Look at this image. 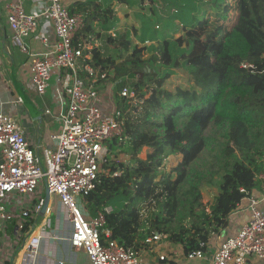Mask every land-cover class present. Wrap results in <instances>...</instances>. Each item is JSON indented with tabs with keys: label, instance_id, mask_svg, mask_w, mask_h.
<instances>
[{
	"label": "trees",
	"instance_id": "16d2710c",
	"mask_svg": "<svg viewBox=\"0 0 264 264\" xmlns=\"http://www.w3.org/2000/svg\"><path fill=\"white\" fill-rule=\"evenodd\" d=\"M146 1L162 22L160 30L150 17L138 15L140 27L133 24L120 32L115 11L97 0L69 6L71 13L85 16L73 41L76 47H83L86 38L100 36L96 32L100 28L111 45L128 53L118 59L102 47L84 50L85 55L91 53L87 63L117 81V105L126 111L124 132L107 143L109 154L86 198L87 207L93 216L104 206L113 207L106 214V228L122 245L139 249L141 241L156 231L181 244L185 253L200 249L201 243L205 251L212 235L227 229L232 211L247 196L241 188L250 193L260 185L257 175L264 171V0L142 3ZM164 4L166 18L159 12ZM233 11L234 22L226 26ZM113 29L115 35L109 33ZM178 31L183 34L176 39ZM146 42L153 47L148 57L146 45H141ZM243 61L255 68H243ZM177 68L188 71L191 85L167 89L165 83ZM79 74L86 78L84 70ZM104 82L99 79L98 85ZM126 84L136 91L135 104L119 95ZM208 128L221 135L214 138L217 152L210 156L214 163L209 173L204 168L192 179L190 173L211 145ZM118 152L129 154L130 161L113 158ZM171 155L181 156L175 177L160 172ZM215 174L218 191L212 201H204L203 180L212 184ZM143 203L152 205L150 220L141 215Z\"/></svg>",
	"mask_w": 264,
	"mask_h": 264
},
{
	"label": "built area",
	"instance_id": "2783aa9c",
	"mask_svg": "<svg viewBox=\"0 0 264 264\" xmlns=\"http://www.w3.org/2000/svg\"><path fill=\"white\" fill-rule=\"evenodd\" d=\"M69 6L66 0H46L41 9L29 12L22 0H14L6 5L13 39L29 57L31 80L36 91L45 94L54 71L59 70L65 76L67 85L65 92L56 87V93L60 103L63 102L62 94L67 97V105L59 115L60 129L49 136L51 145L41 148V151L33 144L27 127L19 118L0 111V237L3 223L18 217L16 233L20 238L26 226L32 225L42 215L39 225L35 227L33 224L36 229L39 227V232L33 235L34 230L30 234L24 252L23 261L29 262L38 254L42 239L48 233L51 217L46 213L56 197L64 207V217L70 225L68 239L75 250L86 253L85 264H146L142 251L156 253L160 260H166L169 252L167 246L175 243L170 242L168 235L152 231L137 249L134 245L118 243L106 228V214L113 210L111 205L97 210L95 216L86 214V198L96 187L109 154L107 143L122 136L126 111L117 105L112 92L117 81L109 78L107 72L100 74L95 70L87 63L91 54L85 55L84 46L76 47L73 44L76 34L84 26L85 16L79 12L71 13ZM45 19L53 24L55 42L44 52H32L25 39L35 34ZM42 39L48 43L47 37ZM241 66L255 68L248 61H243ZM81 69L86 73V78L80 76ZM99 79L104 80V85L110 88L108 93L100 92ZM119 95L129 104L137 102L136 91L128 84L121 87ZM257 179L260 182V196H253L252 191L249 193L241 188L247 193L243 199L249 200L248 220L237 233L222 240L215 248L212 264H249L252 258L264 261V171L257 175ZM43 185L50 193L44 213L42 209L46 198L37 194ZM8 194L22 196L25 200L31 199L29 196H37L24 203L18 209L19 213H15L6 205ZM80 196L81 205L78 202ZM147 204L140 206L144 220ZM166 240L168 242L164 243ZM204 246L201 243L200 249L182 254L187 260L202 259L205 256Z\"/></svg>",
	"mask_w": 264,
	"mask_h": 264
},
{
	"label": "crops",
	"instance_id": "0c3cea01",
	"mask_svg": "<svg viewBox=\"0 0 264 264\" xmlns=\"http://www.w3.org/2000/svg\"><path fill=\"white\" fill-rule=\"evenodd\" d=\"M12 1L14 0H0V111L12 113L19 118L27 127L31 141L41 151V148L51 145L49 140L50 134L58 131L61 127L59 115L66 109L67 97L62 94L61 100L63 102L60 103L56 87L65 92L67 80L61 71L55 70L50 86L47 88L46 93L41 96L42 99L35 100L31 96L32 93L36 94L37 92L31 80L30 60L28 55L15 43L13 32L7 19L6 5ZM81 1L85 0H66V3L70 5ZM22 2L25 9L30 12L41 9L46 0H22ZM102 6L106 8L103 4ZM114 31L115 29L110 30L109 33H114ZM96 32L100 33V36H95V34L89 40L88 38L84 39L85 45H83L85 49L86 47L88 49L91 47H106L103 43L105 32L100 28H97ZM44 36L48 38L47 44L42 39ZM25 42L32 52L38 53L48 50L55 42L52 22L48 19L42 21L37 32L26 38ZM108 47L115 46L108 43ZM64 73L66 74L65 71ZM17 84L39 109V118L33 119L27 107L19 101ZM47 110H50V112H47ZM252 194L253 196H260L259 186L252 190ZM248 203L249 200L247 198L243 199L241 204L231 213L230 224L227 229L224 232L215 234V237H211L207 250H205V256L202 259L187 260L182 254L184 253L182 245L173 243L167 246L169 252L166 260H160L156 253L144 252L146 264H212V255L215 248L218 247L222 240L237 233L241 225L248 220ZM50 204L49 212L46 214L51 217V225L47 228L48 233L42 239L38 254L27 263L23 261L24 252L30 240L29 236L34 230L33 235H37L39 232V227L38 229L35 227L41 222L42 215L35 219L32 225L26 226L27 228L20 238L16 233L19 221V218L16 217L5 223L6 232H2L1 234L0 264H85L87 260L86 253L83 250H75L68 239L71 230L68 221L64 217V207L58 202L56 197L52 199ZM11 210L19 213L15 206ZM86 214L87 216H93L89 208ZM33 224L35 227H33ZM8 236L16 238V242L18 243L7 247L5 241L8 240ZM173 251L176 253L174 254ZM249 264H264V261L252 258Z\"/></svg>",
	"mask_w": 264,
	"mask_h": 264
},
{
	"label": "rangeland",
	"instance_id": "374dc122",
	"mask_svg": "<svg viewBox=\"0 0 264 264\" xmlns=\"http://www.w3.org/2000/svg\"><path fill=\"white\" fill-rule=\"evenodd\" d=\"M129 1V2H128ZM97 0V2L103 4L105 7L110 6L111 9L113 11H115L116 15L119 17V31L123 32L125 30H128L131 28V26L133 24H135L137 27H140V23H139V18L138 15H145L146 17H150L153 20V26L160 30L163 25L162 22H160L158 20V17L153 13V11L150 8V4L148 1L144 2V4L142 3V0ZM208 3V2H206ZM161 4V3H160ZM207 5H205L204 7H206ZM160 9V13L161 15L166 18V13H165V4L164 7ZM210 11H214V9H210ZM235 14L236 12L233 11L231 12V17L230 20L227 22V20H225V25L227 26V24L232 25V23L234 22L235 19ZM214 18V17H212ZM183 34V32L178 31V32H174V37L177 39L178 37H180ZM133 42L136 43L137 42V38L135 36H133ZM103 43L105 44L106 47H102L103 49H105L106 52L112 53L116 58H120V57H125L128 53L127 52H123V50H119V46H115V47H108V43H110L108 41L107 35L104 34L103 35ZM133 43V44H134ZM141 45H146L147 47V51L145 53V57H148L153 50L152 47V43L151 42H146V43H142ZM191 85V76L188 73L187 70L183 69V68H177L175 70V73L172 74V76L166 81L165 83V87L167 89H175L177 86H184V87H189ZM99 90L100 92L103 93H108L110 88L107 85H99ZM116 87L114 88L113 95L116 97ZM37 92V91H36ZM105 95V94H104ZM31 96L36 100H40L42 99L41 94H39L38 92L32 93ZM51 121L52 119L49 118ZM206 134L210 137V142L211 145H209V147L205 150V152L202 155V159L199 160L198 164H196L194 166V170L190 173V177L192 179L194 178V174L196 172L199 171H205L207 173H209L210 171V164L212 165L214 162H212L211 159V154L215 155V153L217 152V147L216 145H213L216 143V140H214V138H218L221 139V135L216 134V130L213 128H208L206 131ZM142 157L146 156V147L143 148V151L141 153ZM113 158H116L119 161L122 162H129L130 161V155L125 153V152H118V154H116V156L114 155ZM181 159L180 155H171L168 156L164 159V163L160 168V172L161 174L164 173H170L172 172V176L175 177L176 176V172H174L175 167L178 165L179 161ZM210 161L212 163H210ZM212 169V167H211ZM214 170L217 172L218 171V166L215 165ZM214 179V182L209 183L207 180H203V184L201 186L202 189V193H203V197H204V201L210 202L213 200L214 196L216 195L217 191H218V187L216 186L217 181L219 180V175L215 174V176L212 177ZM38 196H44L46 198V188L45 186H41L39 188V192L37 193ZM37 195H33V196H29L31 197V199L26 198L23 199L22 196H13L8 194L6 197V205L8 206V208H11L13 206L16 207V209L21 208L24 203H28L30 200H32L33 198H35ZM81 201H82V197H78V202L81 205ZM13 204V205H12ZM145 217L146 219L150 220V216H151V211H152V205L150 203H148L145 207ZM84 210V209H83ZM2 229H3V233L6 232V228H5V223L2 224ZM2 236V235H1ZM212 236H216V235H212ZM1 238V237H0ZM168 242V240L164 241V243ZM171 242V241H170ZM5 243L8 246H14V244L16 245L18 242H16V238H12L11 236H8V240L5 241ZM148 250L149 248H143ZM169 249V248H168ZM143 253L146 251H142ZM144 259H146V256H144ZM146 262V260H145Z\"/></svg>",
	"mask_w": 264,
	"mask_h": 264
},
{
	"label": "water",
	"instance_id": "95a60500",
	"mask_svg": "<svg viewBox=\"0 0 264 264\" xmlns=\"http://www.w3.org/2000/svg\"><path fill=\"white\" fill-rule=\"evenodd\" d=\"M17 91L19 93V100L21 103L27 107L29 110L30 115L32 116L33 119H37L40 117V111L39 109L35 106L34 102L31 100V98L28 97V95L22 90V88L17 84ZM50 200V193L49 190H46V200H45V205L42 209V213H44L47 210L48 204Z\"/></svg>",
	"mask_w": 264,
	"mask_h": 264
}]
</instances>
